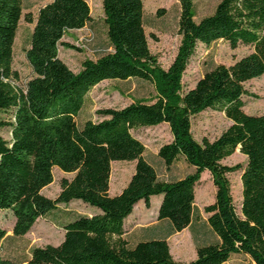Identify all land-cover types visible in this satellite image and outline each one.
<instances>
[{
	"label": "trees",
	"instance_id": "16d2710c",
	"mask_svg": "<svg viewBox=\"0 0 264 264\" xmlns=\"http://www.w3.org/2000/svg\"><path fill=\"white\" fill-rule=\"evenodd\" d=\"M179 1L181 39L168 68L150 50L143 0H102L112 50L85 59L78 71L60 57L59 47L67 31L92 19L88 1L51 0L35 18L25 14L34 27L25 50L32 75L22 87L15 83L20 76L13 62L23 0H0V113H9L0 115V129L11 127V139L0 133V212L12 211L13 234L22 236L60 203L81 200L95 210L66 222L59 244L32 248L24 262L0 258V264H225L235 254L264 264V114L245 112L243 100L245 83L264 74V0H219L199 20L193 0ZM218 40L251 50L230 65L207 70L184 90L183 74L198 44ZM132 77L153 82L155 100L100 108L98 120L77 124L94 86ZM207 109L223 111L232 123L215 139L199 141L192 120ZM161 123L169 125L172 139L158 155L168 169L185 160L194 170L182 177L161 178L133 133ZM238 148L247 157L245 165L222 162ZM113 161L134 162L129 181L114 195L109 192ZM54 167L73 176L64 177L60 192L50 198L42 189L53 182ZM237 170L242 171L239 209L228 176ZM205 171L215 186L214 201L204 210L216 242L198 245L188 261L173 257L166 238L129 245L125 219L141 200L150 207L154 195L162 196L158 219H169L176 231L188 227ZM6 233L0 226V246Z\"/></svg>",
	"mask_w": 264,
	"mask_h": 264
},
{
	"label": "rangeland",
	"instance_id": "374dc122",
	"mask_svg": "<svg viewBox=\"0 0 264 264\" xmlns=\"http://www.w3.org/2000/svg\"><path fill=\"white\" fill-rule=\"evenodd\" d=\"M51 0H23V15L20 20L14 45L13 67L19 72L20 78L15 82L24 86L31 77L32 71L25 57V50L29 47L33 22L25 18L30 13L36 17L38 10ZM91 7L92 19L79 29L67 31L59 47L60 57L74 70L81 68L85 59H97L112 50L107 37V26L104 20L102 0H87ZM219 0H193L195 19L211 14ZM144 27L148 37L150 50L157 55L162 67L168 68L171 64L179 45L181 36L178 32V21L181 11L179 0H143ZM161 10V12H160ZM66 43V44H65ZM248 45H239L231 48L228 42L218 40L209 46L198 44L196 52L183 74V87L188 90L195 86L203 74L218 64L230 65L235 60L250 52ZM247 94L244 95V111L249 114H264V74L245 83ZM156 98V88L153 82L132 77L128 79H106L93 87L87 94L84 107L76 117L77 124L81 127L86 120H98L97 110L104 107H123L133 101H152ZM2 117L7 115L0 113ZM232 121L223 111L207 109L195 116L192 120V133L197 140L207 137L210 140L218 137ZM0 133L11 139V127L4 126ZM133 133L145 145V157L156 167L163 179H173L184 176L193 171L183 159L178 160L171 168H166L163 160L158 155L159 147L172 139L167 123L155 126L139 127ZM247 157L240 149L222 162L228 165L246 164ZM134 171L133 161L114 162L112 165V191H117L127 183ZM241 170L230 173L232 195L238 209L242 200ZM53 182L42 189V193L50 198H55L61 190V180L64 177L72 178V173L53 168ZM167 175V177H166ZM213 181L208 171L202 173L201 182L196 186L195 199V225L179 233L171 231L169 219L157 222L155 207L153 214L145 220L152 224L157 234L169 237L171 253L177 259L188 261L194 255L195 246L216 242L217 237L210 228L204 207L213 199ZM155 198L154 203H156ZM156 205V204H155ZM94 207L81 200L69 203H60L47 217L39 218L32 229L25 235L13 234L14 215L11 210L0 212V226L6 230V236L0 246V258L24 262L32 248L47 244H59L64 236L63 225L81 214L94 213ZM134 238V232L127 235ZM225 264H255L252 259L243 254H235Z\"/></svg>",
	"mask_w": 264,
	"mask_h": 264
},
{
	"label": "crops",
	"instance_id": "0c3cea01",
	"mask_svg": "<svg viewBox=\"0 0 264 264\" xmlns=\"http://www.w3.org/2000/svg\"><path fill=\"white\" fill-rule=\"evenodd\" d=\"M114 162H122V161H113L112 165H113ZM111 176H112V174H111ZM159 176L162 178V176L160 174H159ZM166 177H167V175H166ZM125 185L120 187V189H118L117 191L113 192L112 191V182L110 181V191H109L110 194L114 195V194L120 193L122 191V189L125 187ZM195 197H196V194H195ZM214 197H215V186L213 187V199H212L211 202L214 201ZM155 198H157L156 203H154ZM161 198H162L161 195L151 196V198H150V202H151L150 207L146 206L144 200L139 201L135 205V207L133 209V212L125 219L126 232H125L123 237L125 239H127V241H128L130 246L135 245L138 241H141V240H147V239L159 238V237L160 238H166L168 240V242H169V237L168 236L162 235V234H157V232L155 231L156 229H154V227L152 225L154 223H146L145 222V220H148V218H150V216H152L151 214H153V212H151V211L153 210V206L155 207V209H154V213L156 214L155 218L157 219V222H160V219H158V217H157V211H158L159 204L161 202ZM195 218H196V215H195V205H194V214H193L192 221H191L190 225L188 227H186L185 229H183L182 231L187 230V229L188 230L192 229V226L195 225V220H196ZM206 219H207V217H206ZM171 231L172 232L175 231V233L181 232V231H176L174 229V227L172 226V224H171ZM133 232H134V238L133 239L127 238V235H129L130 233H133ZM216 237H217V240H218V236L217 235H216ZM196 250H197V246H195L194 255L192 257H190V258H187V259H191V260L194 259L196 257V255H197ZM172 255H173V253H172ZM175 259H177V258H175ZM182 259H184V258L177 259V260H182Z\"/></svg>",
	"mask_w": 264,
	"mask_h": 264
}]
</instances>
